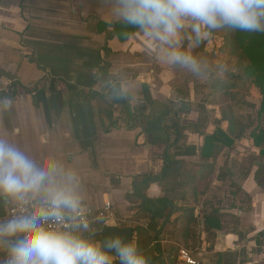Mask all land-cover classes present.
I'll return each mask as SVG.
<instances>
[{
    "label": "crops",
    "instance_id": "crops-1",
    "mask_svg": "<svg viewBox=\"0 0 264 264\" xmlns=\"http://www.w3.org/2000/svg\"><path fill=\"white\" fill-rule=\"evenodd\" d=\"M113 21L109 0H0V81H15L10 96L0 100V138L35 158L59 160L77 179L81 210L110 201L128 223L119 229L132 228V239L141 241L152 260L160 252L165 264H181L178 250L185 248L199 264H217L218 255L222 264H264V156L249 138L254 128H264V116L256 118V89L234 111L248 127L244 135L218 153L214 174L198 184L189 201L174 202L193 208L194 221L186 228V215L179 212L171 221L180 222L164 225L142 213L144 198L159 199L168 191L164 183L144 185L145 176L168 167L163 125L180 107V124L194 125L203 107L209 114L200 132L227 133L220 104L205 100L213 76L233 72L231 61L209 34L198 44L189 39L185 49L224 67L211 77L195 75L169 64L140 31L120 42ZM99 22L107 26L102 33ZM105 64L108 75L102 76ZM113 80L125 95L115 96L105 86ZM91 92L98 95L86 101ZM144 119L156 122L152 136L144 134ZM204 136L196 128L186 131L168 155L192 168L212 163L200 158ZM4 209L0 206V213Z\"/></svg>",
    "mask_w": 264,
    "mask_h": 264
},
{
    "label": "clouds",
    "instance_id": "clouds-1",
    "mask_svg": "<svg viewBox=\"0 0 264 264\" xmlns=\"http://www.w3.org/2000/svg\"><path fill=\"white\" fill-rule=\"evenodd\" d=\"M114 23L143 33L169 64L195 75L223 73L183 47L231 29L264 33V0H109ZM115 96L118 82L105 81ZM18 129L14 132L18 133ZM75 175L54 157L35 158L0 138V264H152L132 238L99 233L82 222ZM103 224V221L99 222Z\"/></svg>",
    "mask_w": 264,
    "mask_h": 264
},
{
    "label": "trees",
    "instance_id": "trees-1",
    "mask_svg": "<svg viewBox=\"0 0 264 264\" xmlns=\"http://www.w3.org/2000/svg\"><path fill=\"white\" fill-rule=\"evenodd\" d=\"M106 28L107 26L104 23L99 22L97 24V33H102ZM113 28V35L120 42H125L138 31L122 23L113 24ZM217 31L219 35H216V32H214L209 34V39L220 41V46L216 50L231 61L229 71L233 70V72H225L222 75L213 76L210 83V93L207 95L205 101L213 105L220 104V121L228 123L227 133L222 132L218 128L210 136H204V133L200 132V129L204 128L209 114V112L203 110V107H201V117L198 118L194 125L182 126L180 124L184 107L177 108L174 114H172L169 124L163 125L162 130L167 136L165 144L168 147L164 163L168 167L165 166L157 176H145L144 185H147V183H158L160 185L164 183L168 191L166 189L167 195L159 199L144 198L142 213L163 220L164 225L180 222L179 218L171 221V217L179 212H184L186 215V228L190 221H194L191 219L193 208L188 206L176 207L174 202L176 200L189 201V196H193L196 193L198 184L206 181L214 174V161L218 153L224 148L228 149L232 147L234 141L244 135V131L248 127L244 125L241 117L234 114V111L241 104L245 105L244 99L249 95L252 87L256 89L260 100L256 118L261 119L264 116V33H247L227 28ZM100 73L102 76L108 75L107 64L100 68ZM70 89L74 90L75 88L71 87ZM80 93L77 92V94ZM96 95L98 94L91 92L84 99L87 101ZM105 114L108 119L111 118L109 110ZM137 119L138 117L135 118L136 121ZM141 124L144 134L152 136L157 126L155 120L147 121L144 119V124ZM193 128H196L200 135L204 136L200 158L206 161L212 160V163L192 168L189 164L176 161L173 156L168 155V152L170 149H175L183 138V134L186 131L193 130ZM249 138L252 140L253 146L259 149L260 155L264 156V128L257 126L250 131ZM152 143L155 144L158 141L153 138ZM260 172L262 173V170ZM261 173L256 174V177ZM181 189L184 190L181 191ZM171 251L169 252L170 255ZM176 259L177 256L174 257L175 263ZM217 259V264H222V256L218 255Z\"/></svg>",
    "mask_w": 264,
    "mask_h": 264
},
{
    "label": "built area",
    "instance_id": "built-area-1",
    "mask_svg": "<svg viewBox=\"0 0 264 264\" xmlns=\"http://www.w3.org/2000/svg\"><path fill=\"white\" fill-rule=\"evenodd\" d=\"M14 84L15 81L12 80L0 81V100H4V98L10 96ZM11 211H14V209L5 208L0 213V218H3L7 213ZM81 215L83 224H91L93 228L105 226V228H108L110 226L116 228H124L126 227V225H128V223L124 219H120L117 217L113 208V204L110 201L104 202L99 208L82 209ZM101 221H103V224L99 223ZM0 255H2V253H0ZM178 259L181 263L185 264H199L197 261L192 259L188 250H186L185 248H180L178 250Z\"/></svg>",
    "mask_w": 264,
    "mask_h": 264
},
{
    "label": "water",
    "instance_id": "water-1",
    "mask_svg": "<svg viewBox=\"0 0 264 264\" xmlns=\"http://www.w3.org/2000/svg\"><path fill=\"white\" fill-rule=\"evenodd\" d=\"M117 234L122 235L125 238V240H129V239L133 238V229L132 228L119 229L116 227L104 228L103 232H102V239L105 236L117 235ZM140 242H139V246L141 248L142 243L140 244ZM152 264H165L164 259H163V255L160 252H157V257L152 260Z\"/></svg>",
    "mask_w": 264,
    "mask_h": 264
},
{
    "label": "rangeland",
    "instance_id": "rangeland-1",
    "mask_svg": "<svg viewBox=\"0 0 264 264\" xmlns=\"http://www.w3.org/2000/svg\"><path fill=\"white\" fill-rule=\"evenodd\" d=\"M181 263V262H180ZM181 264H185V263H181Z\"/></svg>",
    "mask_w": 264,
    "mask_h": 264
}]
</instances>
